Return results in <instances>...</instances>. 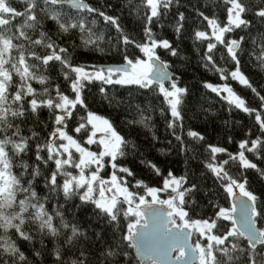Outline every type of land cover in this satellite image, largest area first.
<instances>
[{"label":"snow or ice","instance_id":"1","mask_svg":"<svg viewBox=\"0 0 264 264\" xmlns=\"http://www.w3.org/2000/svg\"><path fill=\"white\" fill-rule=\"evenodd\" d=\"M189 250L264 264V0H0V264Z\"/></svg>","mask_w":264,"mask_h":264},{"label":"trees","instance_id":"2","mask_svg":"<svg viewBox=\"0 0 264 264\" xmlns=\"http://www.w3.org/2000/svg\"><path fill=\"white\" fill-rule=\"evenodd\" d=\"M216 2H217V0H202V3H208V4L212 5L213 8H214V5H215ZM216 11H217V14L219 15V11L218 10H216ZM220 21H221V23L226 22V16H220ZM254 70L259 71V69H254ZM233 86L236 87L237 90L239 91V88H238L237 85L233 84ZM140 99L142 101H144V102H147L149 97L141 96ZM205 99L207 101V103L205 104L206 107L211 106L213 111H215L217 109H220L221 102H217L211 96L206 97ZM222 115L226 117L227 113L223 112V110H222ZM241 115H243V114H241ZM234 119H238V117H234ZM158 134L162 138L164 137V128H163V123L162 122L159 123ZM90 147L92 148V150H95L94 146H90ZM197 163H198L197 161H193L192 162L193 167H196ZM173 166L178 168V169H182L183 168L182 163L181 164H177V165H173ZM101 175H104V170L103 169L101 170ZM110 175H111V171H109L108 174L106 176H104V178L108 179V178H110ZM208 183L210 184L211 181H208ZM160 198L164 199V198H167V196L164 193H161L160 194ZM77 216L79 217L81 223L84 224V225L93 224L98 229L99 228H105V229L107 228V226L102 221H98V220L95 219V217H94V215H93V213L91 211V208H85V209L77 212ZM128 222H129L128 220H125L123 222L125 228H126V225H127ZM109 236H111V232L109 233Z\"/></svg>","mask_w":264,"mask_h":264},{"label":"water","instance_id":"3","mask_svg":"<svg viewBox=\"0 0 264 264\" xmlns=\"http://www.w3.org/2000/svg\"><path fill=\"white\" fill-rule=\"evenodd\" d=\"M159 207V206H157ZM237 218L239 219V215L237 214ZM187 260H190L191 261V264H196L197 261L195 259V254L191 252V250H189V254H188V257L186 258Z\"/></svg>","mask_w":264,"mask_h":264},{"label":"rangeland","instance_id":"4","mask_svg":"<svg viewBox=\"0 0 264 264\" xmlns=\"http://www.w3.org/2000/svg\"><path fill=\"white\" fill-rule=\"evenodd\" d=\"M93 146H94V145H93ZM94 148H95V146H94ZM108 179H110V178H108ZM146 198L149 199V200L151 199L150 197H146ZM125 207H126V205H125Z\"/></svg>","mask_w":264,"mask_h":264},{"label":"flooded vegetation","instance_id":"5","mask_svg":"<svg viewBox=\"0 0 264 264\" xmlns=\"http://www.w3.org/2000/svg\"><path fill=\"white\" fill-rule=\"evenodd\" d=\"M174 255H178V253L177 254H174ZM198 264V263H197Z\"/></svg>","mask_w":264,"mask_h":264}]
</instances>
